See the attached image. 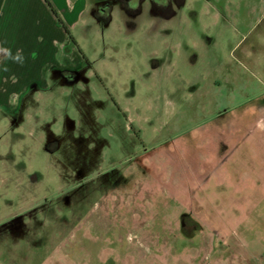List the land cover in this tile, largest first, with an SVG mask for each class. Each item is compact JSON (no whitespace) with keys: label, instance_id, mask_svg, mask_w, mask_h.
<instances>
[{"label":"rangeland","instance_id":"1","mask_svg":"<svg viewBox=\"0 0 264 264\" xmlns=\"http://www.w3.org/2000/svg\"><path fill=\"white\" fill-rule=\"evenodd\" d=\"M260 2L175 9L176 39L227 52L205 80L162 52L149 2L134 31H72L73 71L0 111V264H264V17L246 25Z\"/></svg>","mask_w":264,"mask_h":264},{"label":"crops","instance_id":"2","mask_svg":"<svg viewBox=\"0 0 264 264\" xmlns=\"http://www.w3.org/2000/svg\"><path fill=\"white\" fill-rule=\"evenodd\" d=\"M49 0L58 18L67 28L70 35L76 28L87 25L89 22L98 26L111 29L117 26V21L122 22L129 30L134 31L135 18L132 17V8H129L130 0ZM203 5L200 16L216 18L219 14L215 0H184L183 9L194 12L196 3ZM254 9L257 20L247 23V26L255 25L264 17V0ZM128 9L129 15L123 17V5ZM183 15V13L178 14ZM237 20V19H236ZM162 25V30L167 34L162 40V52H174L178 59L190 58L194 66H200L197 76L199 79H208L217 74L222 65L224 56L218 55L217 50L210 48L206 51L200 42L194 37L180 40L173 34L174 25L170 20ZM238 21V20H237ZM239 22V21H238ZM187 20V27H190ZM178 26V34L181 32L187 37L189 29ZM250 27L247 28V31ZM71 40L66 35L57 18L52 14L44 0H0V111L16 112L19 109L13 104L11 96L24 94L29 88L41 83L46 87V72L52 68L59 72L71 73L73 67L68 65L73 50ZM213 47V46H211ZM234 47L229 50L233 51ZM190 56L188 52H190ZM11 53V56L9 55ZM19 53L23 57V63L14 62L11 57ZM14 76L20 77L24 83L13 84ZM15 88L17 92H10Z\"/></svg>","mask_w":264,"mask_h":264},{"label":"flooded vegetation","instance_id":"3","mask_svg":"<svg viewBox=\"0 0 264 264\" xmlns=\"http://www.w3.org/2000/svg\"><path fill=\"white\" fill-rule=\"evenodd\" d=\"M141 4L136 6V8H132V17L136 18L143 10V4L146 2L150 3V7L148 8L149 14L154 20H158V17L164 18L165 20H170L172 16L175 15V9L178 13H183V4L184 0H141ZM143 3V4H142ZM176 6V8L174 7ZM191 13V12H189ZM152 18V19H153ZM156 27L158 26V22L155 23Z\"/></svg>","mask_w":264,"mask_h":264},{"label":"trees","instance_id":"4","mask_svg":"<svg viewBox=\"0 0 264 264\" xmlns=\"http://www.w3.org/2000/svg\"><path fill=\"white\" fill-rule=\"evenodd\" d=\"M44 1H45V3L47 4V6L49 7V9L51 10L52 14L57 18L59 24L63 27V29H64L66 35L69 37V39H70L71 41H73L72 36L70 35V33H69V31L67 30V28L63 25L62 21L58 18L57 14H56L55 10L53 9V7H52L51 3L49 2V0H44ZM115 106H116V104H115Z\"/></svg>","mask_w":264,"mask_h":264},{"label":"clouds","instance_id":"5","mask_svg":"<svg viewBox=\"0 0 264 264\" xmlns=\"http://www.w3.org/2000/svg\"><path fill=\"white\" fill-rule=\"evenodd\" d=\"M9 55L11 56V53H9ZM11 58L14 60V62L23 63V57L19 53Z\"/></svg>","mask_w":264,"mask_h":264}]
</instances>
